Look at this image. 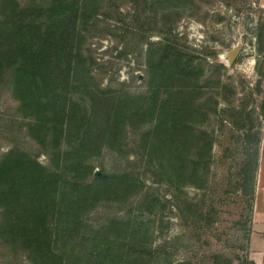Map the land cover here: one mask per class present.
<instances>
[{
	"label": "rangeland",
	"instance_id": "1",
	"mask_svg": "<svg viewBox=\"0 0 264 264\" xmlns=\"http://www.w3.org/2000/svg\"><path fill=\"white\" fill-rule=\"evenodd\" d=\"M0 41V264H264V0H0Z\"/></svg>",
	"mask_w": 264,
	"mask_h": 264
},
{
	"label": "trees",
	"instance_id": "2",
	"mask_svg": "<svg viewBox=\"0 0 264 264\" xmlns=\"http://www.w3.org/2000/svg\"><path fill=\"white\" fill-rule=\"evenodd\" d=\"M68 19V18H67ZM40 31V29L38 30V28L36 30H31V29H27L26 32L21 35V36H17V38H24L27 40L28 42V46L31 45L32 40L33 39V36H35L36 34H38ZM64 35V34H63ZM72 40H73V37H74V29H72ZM45 40H51V36L48 35L46 36ZM23 41V40H22ZM1 44H3V42L0 41V46ZM158 45H155L153 46L154 47H157L158 49L156 50V48L154 49L155 51L153 52L152 49H151V52H153L152 54H154V57H158V62L156 63L159 67H161L162 69L164 68H167L166 70H161L163 72H170V75H174V76H177L179 78V81L182 82L180 84H182V89H179V91L177 93H173V95H169L168 98H167V101L168 102H173V100L175 101H178L177 100V97H181L182 100L179 102L178 105H174L172 107V110H173V121H177L178 117L180 116V114L178 116H175L176 115V112H182V110L187 107V106H190L191 104L194 105V108H196V110H206V109H213V110H217V106H218V102L213 100V97L212 96H209L207 97V99H203V96L206 94L204 93L200 88L199 86H196V85H192L193 84V80L195 79V72L196 70H199L200 66H195L193 65L192 61L190 59H186L187 57L184 56V58L182 60H180L178 58V52L179 50L171 43H168V44H162V43H157ZM43 46H45V44H43ZM25 48V47H23ZM48 52H46L44 50V48H42V50L35 54V57L37 58L38 61L44 63L46 60H42L40 57L43 56V58H46L45 55H47ZM37 55V56H36ZM180 56H183L181 55V53L179 54ZM40 56V57H39ZM166 59V60H165ZM170 60V61H168ZM166 61V65L162 66ZM168 61V62H167ZM30 62L29 60H27L25 62V64L22 66L24 70H27L29 67H30ZM39 64V63H38ZM68 65H69V62H68ZM44 68V66L42 67ZM160 68V69H161ZM216 68L218 69H221L223 70L224 68L221 66V65H216ZM201 70H199L198 72H201ZM194 72V74H193ZM210 99V100H209ZM178 103V102H177ZM211 103H212V107H211ZM171 116V115H170ZM175 116V117H174ZM175 123H173L174 125ZM192 153L188 154L187 156H191ZM196 157L195 159H193V157ZM193 157L192 159H190V163L192 165H198V163L202 162V154L199 153L197 150L196 152L193 153ZM204 157V156H203ZM209 159V157H208ZM207 159V160H208ZM204 164H207V161ZM255 166V164H254ZM254 171H255V168L253 167L252 171L250 172L251 175L254 174ZM108 178V177H107Z\"/></svg>",
	"mask_w": 264,
	"mask_h": 264
}]
</instances>
